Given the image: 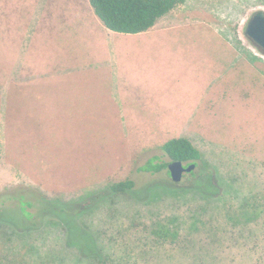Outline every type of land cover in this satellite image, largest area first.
Masks as SVG:
<instances>
[{
  "label": "rangeland",
  "instance_id": "1",
  "mask_svg": "<svg viewBox=\"0 0 264 264\" xmlns=\"http://www.w3.org/2000/svg\"><path fill=\"white\" fill-rule=\"evenodd\" d=\"M262 1L185 0L146 32L124 34L88 0H0V193L26 187L75 201L126 178L164 186L166 170L137 167L174 137L193 143L218 183L264 191V52L244 34ZM142 202L109 196L85 219L137 242L149 209L169 213ZM71 254L63 264H75Z\"/></svg>",
  "mask_w": 264,
  "mask_h": 264
},
{
  "label": "trees",
  "instance_id": "2",
  "mask_svg": "<svg viewBox=\"0 0 264 264\" xmlns=\"http://www.w3.org/2000/svg\"><path fill=\"white\" fill-rule=\"evenodd\" d=\"M88 1L107 29L124 34L146 32L185 2ZM160 151L161 155L151 156L137 171L156 174L167 171L170 161L194 163L195 169L183 176L187 187L180 188L179 182L171 180L164 186L138 189L133 178H126L75 201L50 198L26 187L0 193V238L11 245L0 260L10 264L19 255L20 264H63L64 258L75 252L76 262L71 254L75 264H264V191L256 190L255 185H237L227 177L218 183L214 165L186 137L170 138ZM142 193L145 197L140 199ZM121 194H130L146 206L166 196L171 199L169 203L153 206L169 213L161 219L149 209L148 223H140L144 233L136 237L137 242L130 238L133 233H122L118 239L99 233L85 216L106 197ZM137 215H141L139 210ZM133 225L135 219L131 217L128 226Z\"/></svg>",
  "mask_w": 264,
  "mask_h": 264
},
{
  "label": "water",
  "instance_id": "3",
  "mask_svg": "<svg viewBox=\"0 0 264 264\" xmlns=\"http://www.w3.org/2000/svg\"><path fill=\"white\" fill-rule=\"evenodd\" d=\"M245 36L259 49L264 52V10L254 11L248 18L245 28ZM196 165L190 163L186 165L182 161H170L167 171L173 182L178 183L184 174H188L195 169Z\"/></svg>",
  "mask_w": 264,
  "mask_h": 264
}]
</instances>
